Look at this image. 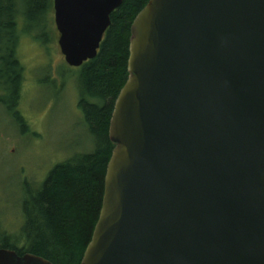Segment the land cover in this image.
<instances>
[{
	"label": "water",
	"instance_id": "water-1",
	"mask_svg": "<svg viewBox=\"0 0 264 264\" xmlns=\"http://www.w3.org/2000/svg\"><path fill=\"white\" fill-rule=\"evenodd\" d=\"M122 2L53 0L68 66L98 56ZM127 71L81 264H264V0H149Z\"/></svg>",
	"mask_w": 264,
	"mask_h": 264
},
{
	"label": "trees",
	"instance_id": "trees-1",
	"mask_svg": "<svg viewBox=\"0 0 264 264\" xmlns=\"http://www.w3.org/2000/svg\"><path fill=\"white\" fill-rule=\"evenodd\" d=\"M149 0H123L111 15L98 56L81 70L80 106L95 138L94 150L56 165L23 204L17 234L0 231V249L31 254L51 264H81L97 223L107 164L114 145L108 137L115 100L128 78L131 27ZM52 0H0V89L20 98L24 69L21 38L50 28ZM95 103H88V101ZM14 107V106H13Z\"/></svg>",
	"mask_w": 264,
	"mask_h": 264
},
{
	"label": "rangeland",
	"instance_id": "rangeland-1",
	"mask_svg": "<svg viewBox=\"0 0 264 264\" xmlns=\"http://www.w3.org/2000/svg\"><path fill=\"white\" fill-rule=\"evenodd\" d=\"M53 1V0H52ZM50 28L21 38L24 69L20 98L0 89V231L17 234L24 223L23 204L58 164L94 150L78 100L79 71L66 67L58 46L53 6ZM65 86L56 92L50 84ZM14 106V107H13Z\"/></svg>",
	"mask_w": 264,
	"mask_h": 264
},
{
	"label": "flooded vegetation",
	"instance_id": "flooded-vegetation-1",
	"mask_svg": "<svg viewBox=\"0 0 264 264\" xmlns=\"http://www.w3.org/2000/svg\"><path fill=\"white\" fill-rule=\"evenodd\" d=\"M104 39V38H103ZM64 62H65V60H64ZM87 63V62H86ZM86 63H84L82 66H80V67H77V68H75V67H70V66H68L66 63H65V65H66V67L67 68H69V69H75V70H77V71H79V73H80V75H79V81H80V77H81V70L83 69V67H84V65L86 64ZM72 80H70L68 83H66L65 84V86L66 85H68L70 82H71ZM45 84L46 85H48V84H50V86H51V88H54V90L58 93V92H60L61 90H64L66 87L65 86H63V84H62V81H61V84L60 85H58V83H57V80H55V82H45ZM81 88V87H80ZM79 88V91H81V89ZM81 99H82V96L80 97V99L78 100V106H79V108H80V110L82 111L83 110V108L80 106V102H81ZM88 103H95V102H93V101H88ZM86 122V121H85Z\"/></svg>",
	"mask_w": 264,
	"mask_h": 264
}]
</instances>
